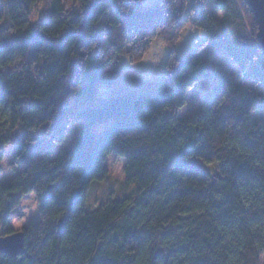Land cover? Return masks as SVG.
<instances>
[{
    "label": "trees",
    "instance_id": "1",
    "mask_svg": "<svg viewBox=\"0 0 264 264\" xmlns=\"http://www.w3.org/2000/svg\"><path fill=\"white\" fill-rule=\"evenodd\" d=\"M102 3L113 9L103 24ZM215 7L221 18L206 0L150 8L141 0H0V174L8 145L19 168L0 184L1 235L16 232L10 217L30 194L40 216L21 230L25 253L0 254V264H264V95L229 74L237 65L264 90V53L244 0ZM188 28L206 41L179 57ZM157 38L169 49L164 79L153 90L97 98L117 80L107 65L125 54L141 61ZM191 59L207 71L198 110L220 119L221 143L186 115L192 99L174 86ZM51 72L46 93L26 106L28 75ZM24 108L31 113L22 123ZM73 120L82 122L74 144L55 157ZM111 155L126 160L131 190L92 208L91 187L108 179Z\"/></svg>",
    "mask_w": 264,
    "mask_h": 264
},
{
    "label": "rangeland",
    "instance_id": "2",
    "mask_svg": "<svg viewBox=\"0 0 264 264\" xmlns=\"http://www.w3.org/2000/svg\"><path fill=\"white\" fill-rule=\"evenodd\" d=\"M209 9H211L210 4H209ZM41 10L42 8L39 9V12H41ZM183 42L185 43L186 41ZM229 74L232 80L234 81V83L238 87L244 86L260 97L264 95V90L259 84L254 83L252 81L243 80L239 67L237 65H233ZM56 76H57L56 72H51L45 80H42L39 79L38 77H34L31 74H29L27 77V86L24 91V96L27 98L26 106L29 103L28 99L30 97L32 96L42 97L46 93L45 91L47 86L51 81H53L56 78ZM207 79L208 76H206L202 81H207ZM156 83L158 82H155V84ZM201 83L197 84L194 88H192V93H193V95L191 96L192 101L191 104H189V106L187 105L188 109L186 111L187 112L186 115L192 121L197 122L199 125L203 126L210 135L213 142L221 143L224 140L225 127L221 123L220 119L218 117H213L211 120H205L201 116L198 110V107L200 106V101L204 98L205 87L207 88V85ZM121 86L122 85H118V87ZM97 98L99 99L105 98V95L102 94L101 89L97 94ZM30 113H31L30 110L24 108V110L21 113L22 123H24L25 120L29 117ZM258 116L259 114L255 115L256 118ZM110 123L111 121L109 120L106 123L95 125L94 128L97 132H100L104 130L105 127L110 125ZM81 125L82 122H77L74 120L66 125L65 127L66 138L64 143L60 144L55 141V148H53L55 157L59 155L60 150L62 148L68 150L73 146L75 138L78 134V131L80 130ZM15 137L17 138L15 139L16 142L18 141L19 135L16 134ZM4 150H5V157L2 162L0 184L8 185L10 181L13 179V177L19 172V168L13 165L14 153H15L14 146L13 145L5 146ZM125 166H126L125 159L119 158L116 155H111L108 157L106 161V168L108 170V179L102 182L94 183L90 190L89 198L92 208L98 206L102 201H104L107 198L108 195L116 194L118 196H122L130 192L131 187L128 186L125 177ZM39 219H40L39 205L36 201L34 194H30L21 200L19 207L12 213L10 217V222L14 231L19 232L23 228L28 227L31 223L33 222L37 223ZM1 234L2 231L0 230V235Z\"/></svg>",
    "mask_w": 264,
    "mask_h": 264
},
{
    "label": "crops",
    "instance_id": "3",
    "mask_svg": "<svg viewBox=\"0 0 264 264\" xmlns=\"http://www.w3.org/2000/svg\"><path fill=\"white\" fill-rule=\"evenodd\" d=\"M141 1L145 8H150L155 6L160 0ZM216 1L217 0H206V5L209 12L221 18L223 13L217 11L215 7ZM209 4L211 5V9H209ZM99 8L102 15L101 24H103L110 17L113 9H111L109 3H102L99 5ZM180 41L181 42L177 44L176 52L179 57H184L188 55V52L190 54L205 43L206 34L202 30L188 28L183 32ZM183 41L186 42L184 43ZM168 57L169 49L159 38L153 41L149 52L139 62L131 61L126 54L120 56L116 61L111 62L104 69V73L107 76H116L117 81L111 88L102 87V94L105 95V98H113L123 94H136L135 92L138 93L143 90H153L155 82H160L165 77ZM206 76L207 71L202 65L201 60L191 59L174 80V86L178 96L182 98L188 96L192 99V88L201 82L204 83V85H208V80L202 81ZM118 85L122 86L118 87Z\"/></svg>",
    "mask_w": 264,
    "mask_h": 264
},
{
    "label": "water",
    "instance_id": "4",
    "mask_svg": "<svg viewBox=\"0 0 264 264\" xmlns=\"http://www.w3.org/2000/svg\"><path fill=\"white\" fill-rule=\"evenodd\" d=\"M251 12L255 16L258 25L257 40L264 53V0H244ZM64 228L63 221L57 225L58 234H61ZM16 235H0V254L17 258L25 253V234L23 231L15 232Z\"/></svg>",
    "mask_w": 264,
    "mask_h": 264
},
{
    "label": "snow or ice",
    "instance_id": "5",
    "mask_svg": "<svg viewBox=\"0 0 264 264\" xmlns=\"http://www.w3.org/2000/svg\"><path fill=\"white\" fill-rule=\"evenodd\" d=\"M12 235H16V233H12Z\"/></svg>",
    "mask_w": 264,
    "mask_h": 264
}]
</instances>
